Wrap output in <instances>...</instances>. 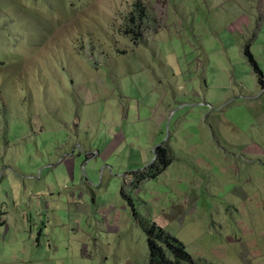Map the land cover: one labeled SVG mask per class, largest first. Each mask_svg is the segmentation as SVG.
<instances>
[{
	"label": "rangeland",
	"instance_id": "rangeland-1",
	"mask_svg": "<svg viewBox=\"0 0 264 264\" xmlns=\"http://www.w3.org/2000/svg\"><path fill=\"white\" fill-rule=\"evenodd\" d=\"M145 1L159 24L138 41L135 0H0L5 119L13 140L29 123L45 156L0 175V264H150L154 224L195 264H264V97L219 104L196 84L233 67V91L253 90L245 49L264 72V0ZM67 133L73 147L50 148ZM159 148L171 166L150 178Z\"/></svg>",
	"mask_w": 264,
	"mask_h": 264
},
{
	"label": "crops",
	"instance_id": "crops-1",
	"mask_svg": "<svg viewBox=\"0 0 264 264\" xmlns=\"http://www.w3.org/2000/svg\"><path fill=\"white\" fill-rule=\"evenodd\" d=\"M153 29H156V27ZM251 68L253 70L251 73V76H252L251 78L254 81L253 90L250 89L248 86H246V84L243 82V83H241L242 87H243V89H242L243 95H238L235 91H233L232 84L234 82L237 83V80H238L236 78V73L234 72L233 67H231V68L226 67V68H224V70H221L217 74L214 81H211L209 78H207V72L205 71V73H204V79L205 80L203 82H200L201 79L198 78L199 77V75H198L197 80H196V84H198V86H202L201 84L204 85L202 87L206 93V97H209L211 92L213 93V95L222 94V97H219V98L217 95V99L220 102L219 104H223L224 101H226L227 99H230L231 97H234V96H237L236 98H242V97H246L247 95H254L255 97L263 98L264 97L263 87L259 84L258 77L255 75V69H254L253 65ZM247 76L250 77V74H247ZM259 92H260V94H259ZM232 95H234V96H232ZM2 98L0 97V134H1L0 142L2 145L6 146V149L3 150L0 148V175L3 172L5 174L4 176H7L6 175L7 172L10 171L12 166H13V161L16 162V165L20 164V160L14 159V156H15V158L17 156H22L21 159H25V160H27L26 158H31V160L25 161V164L27 166H29L30 168H34V167H37V166L43 164V160H44L45 156L42 154L40 148L36 147V143L33 141L32 133L35 136L36 132L31 130V126L29 123L27 125V123H24L21 121L18 122L19 130H20L19 132H22V133L20 135H17L14 140L12 139V135L10 134L11 126H9V123H8L9 121L8 120L6 121L5 111H3V108L6 107L5 98L4 97H2ZM169 109H171V108L170 107H168V108L162 107L161 105L158 107V112L164 114L162 117V120L166 119V116H167L166 113L169 112ZM114 115H116L115 112H113L112 116H114ZM120 119H121V117H119V116H116L112 121H111V119H109V121L107 122V126L105 128H100V130H101V131H99V133L101 134L100 139L102 138L104 140V144L111 145V144H114L115 141L117 140L116 139L117 136H116L113 140L109 141L107 139L106 135L110 134V131H111L110 129H108L109 125L111 123L118 122ZM211 119H212L211 123L213 124V126H211V128L214 129L215 133H217L218 136L225 137L224 135H226V134L220 130V128L224 124V119L219 118L217 116H212ZM88 120L90 121V119H86L87 122H88ZM261 120L264 121V117L261 118ZM2 121L4 122V124H2ZM233 126H235V125H233ZM82 128L86 129V126H83ZM28 133H30V134H28ZM229 133L227 134V136L229 135ZM67 134H68V137L63 142H59L60 136H57L55 139H53L51 141V143H57V145L50 147V148L59 147V149H60V148H63L64 146L73 147V145H71V144L74 142L75 138L72 139L71 133H67ZM40 137H41L40 135L37 136V138H40ZM93 139H94V137H93ZM227 139L228 138L225 137L226 142H227ZM24 141H25V145L23 144ZM47 143H49V141H47ZM82 144L83 143L81 142V145ZM74 148H75V153H76V150H78L77 148H79V144L76 145V147H74ZM33 149H34V151H33V153H31L30 151H32ZM229 154H231V153H229ZM48 155L54 156V157L59 159L62 157L63 154L60 151H57V154H55L53 150H49ZM48 161H52V159L48 158ZM57 163H53L52 166L56 167ZM3 167H4V170H3ZM15 175L20 177V178L22 177V175L16 172L13 176V179H12L13 184H15V185L18 184L19 188H21L22 184L24 182L22 179L17 180ZM26 177L30 180L37 179V177L34 176V174H28V175H26Z\"/></svg>",
	"mask_w": 264,
	"mask_h": 264
},
{
	"label": "trees",
	"instance_id": "trees-1",
	"mask_svg": "<svg viewBox=\"0 0 264 264\" xmlns=\"http://www.w3.org/2000/svg\"><path fill=\"white\" fill-rule=\"evenodd\" d=\"M133 9V15L137 18L136 23L132 25L127 24L125 33L134 40L143 41V31L147 30L149 26L156 27L158 21L154 15L149 14L148 8L142 0H135ZM245 55L247 58H250L251 64L259 74V83L264 85V76L255 55L251 51V45L245 49ZM158 153L160 162L157 163L155 167L152 166L151 169H155L156 171L148 173V177L150 178L160 176L161 173L171 166L172 156L169 149L159 148ZM145 179H147V177H145ZM148 233V241L152 251L150 264H194L186 244L182 240L168 234L165 228L158 227L154 224Z\"/></svg>",
	"mask_w": 264,
	"mask_h": 264
},
{
	"label": "clouds",
	"instance_id": "clouds-1",
	"mask_svg": "<svg viewBox=\"0 0 264 264\" xmlns=\"http://www.w3.org/2000/svg\"><path fill=\"white\" fill-rule=\"evenodd\" d=\"M142 1H143L144 3H146L144 0H142ZM145 5H146V4H145ZM147 8H148V7H147ZM148 12H149V14H151L149 9H148ZM154 17H155V16H154ZM158 24H159V22H158ZM150 27L155 28V26H149V28H150ZM149 28H148V29H149ZM262 73H263V72H262ZM263 76H264V73H263ZM259 84H260V83H259ZM260 85H261V84H260ZM261 86L263 87V90H264V85H261ZM157 159H158V157H157ZM194 264H195V263H194Z\"/></svg>",
	"mask_w": 264,
	"mask_h": 264
},
{
	"label": "flooded vegetation",
	"instance_id": "flooded-vegetation-1",
	"mask_svg": "<svg viewBox=\"0 0 264 264\" xmlns=\"http://www.w3.org/2000/svg\"><path fill=\"white\" fill-rule=\"evenodd\" d=\"M148 1H150V0H148ZM127 34V33H126ZM128 35V34H127ZM128 37H130L129 35H128ZM131 38V37H130ZM75 153V152H74Z\"/></svg>",
	"mask_w": 264,
	"mask_h": 264
}]
</instances>
